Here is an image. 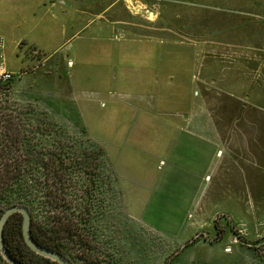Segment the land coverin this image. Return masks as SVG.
I'll list each match as a JSON object with an SVG mask.
<instances>
[{"label":"rangeland","instance_id":"obj_1","mask_svg":"<svg viewBox=\"0 0 264 264\" xmlns=\"http://www.w3.org/2000/svg\"><path fill=\"white\" fill-rule=\"evenodd\" d=\"M0 68V207L73 264H264V0H0Z\"/></svg>","mask_w":264,"mask_h":264},{"label":"trees","instance_id":"obj_2","mask_svg":"<svg viewBox=\"0 0 264 264\" xmlns=\"http://www.w3.org/2000/svg\"><path fill=\"white\" fill-rule=\"evenodd\" d=\"M18 161H21V162L18 163L16 168L19 169L20 171H15L14 172L15 174H12V175L9 174L8 175L7 173L6 174L1 173L2 170L0 168V189L10 190L12 186H14V187L17 186L23 192H25V190H26L25 186L26 185H24V183H28V182H27V176H26L25 172L22 170L26 166V159L23 157L22 159H19ZM69 162H70V164H69ZM50 163H51L52 167L49 166V168H47V164H46L45 170H46V173L48 170V172H51V174H52L51 175L52 178L50 175H48V174L47 175L50 176V179L53 180V182H55V184H56L57 192L55 194V196H56L55 202L57 205L62 206L63 203L65 202L66 196L68 194L66 192L65 185L70 178H68L67 176L70 173V170L74 169L73 165H77V164H74V162H71V160L67 159V157H65V156H61V157L58 156L57 158L54 157L53 161L51 160ZM2 164L3 163L0 162V167ZM3 166H5V165H3ZM82 167L83 166L77 165L75 170L82 171L83 169H85V167H83V168ZM57 184H58V186H57ZM19 202L20 203L17 205L25 206L29 210V206H31V199L27 195H21L19 197ZM10 206H12V205H10ZM29 212H30V210H29ZM30 214H31V212H30ZM6 225L10 226L9 230H10L11 235H12V240L14 242H16L17 246L23 252L20 259H16L15 257H13L16 260H18V262H20L22 264H29L28 255H32V256H35L37 258H40L41 260H45V261L49 262L50 264H58L57 262L51 261L49 259H46V258H43V257L37 255L25 244V241L22 237V216H21V214H18V213L12 214L8 218ZM30 229H31V235H32L33 239L38 244H40L41 246H44L46 248H50L52 250H55V251L61 253L62 255H64L66 258L69 259L68 255H67V246H65V244H64L66 233H68L66 224L57 223L53 227L49 226V227H45V228L38 226L35 229L32 214H31V228ZM5 263L8 264L7 262H5Z\"/></svg>","mask_w":264,"mask_h":264},{"label":"water","instance_id":"obj_3","mask_svg":"<svg viewBox=\"0 0 264 264\" xmlns=\"http://www.w3.org/2000/svg\"><path fill=\"white\" fill-rule=\"evenodd\" d=\"M19 213L22 216V236L25 244L37 255L49 259L51 261L57 262L58 264H73L68 258H66L61 253L46 248L38 244L31 235V214L25 206L22 205H12L3 209V213L0 216V255L2 259L8 264H22L14 260L6 251L4 247L3 229L8 218L14 214Z\"/></svg>","mask_w":264,"mask_h":264},{"label":"flooded vegetation","instance_id":"obj_4","mask_svg":"<svg viewBox=\"0 0 264 264\" xmlns=\"http://www.w3.org/2000/svg\"><path fill=\"white\" fill-rule=\"evenodd\" d=\"M4 208H6V207H0L1 214L3 213V209ZM6 224H7V222L5 223V226H4V229H3L4 247H5L6 251L8 252V254L12 258L15 257L16 259H20V257L23 254V252L17 246L16 242H14L12 240V235H11V232L9 230L10 226L6 225ZM15 258H13V259L16 260ZM16 261H18V260H16Z\"/></svg>","mask_w":264,"mask_h":264},{"label":"crops","instance_id":"obj_5","mask_svg":"<svg viewBox=\"0 0 264 264\" xmlns=\"http://www.w3.org/2000/svg\"><path fill=\"white\" fill-rule=\"evenodd\" d=\"M35 30L32 33H24L23 39L28 44H46L48 40L46 29L40 35L34 34Z\"/></svg>","mask_w":264,"mask_h":264},{"label":"built area","instance_id":"obj_6","mask_svg":"<svg viewBox=\"0 0 264 264\" xmlns=\"http://www.w3.org/2000/svg\"><path fill=\"white\" fill-rule=\"evenodd\" d=\"M12 78H13V74L0 68V81L1 82L3 83L9 82L10 80H12Z\"/></svg>","mask_w":264,"mask_h":264}]
</instances>
